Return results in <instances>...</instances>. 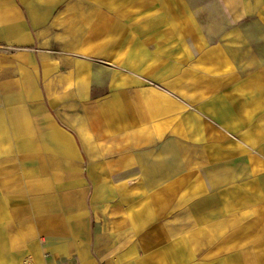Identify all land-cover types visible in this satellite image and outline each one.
Here are the masks:
<instances>
[{
  "label": "crops",
  "instance_id": "obj_1",
  "mask_svg": "<svg viewBox=\"0 0 264 264\" xmlns=\"http://www.w3.org/2000/svg\"><path fill=\"white\" fill-rule=\"evenodd\" d=\"M196 1L0 0V264H264V0Z\"/></svg>",
  "mask_w": 264,
  "mask_h": 264
},
{
  "label": "rangeland",
  "instance_id": "obj_2",
  "mask_svg": "<svg viewBox=\"0 0 264 264\" xmlns=\"http://www.w3.org/2000/svg\"><path fill=\"white\" fill-rule=\"evenodd\" d=\"M194 7L201 23L214 40L222 26H229L226 12L219 0H198Z\"/></svg>",
  "mask_w": 264,
  "mask_h": 264
}]
</instances>
